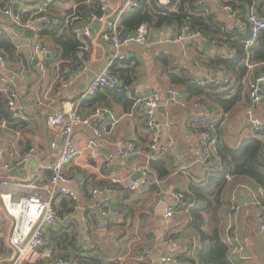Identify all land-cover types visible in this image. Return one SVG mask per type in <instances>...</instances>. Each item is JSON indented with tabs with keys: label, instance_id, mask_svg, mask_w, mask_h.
Masks as SVG:
<instances>
[{
	"label": "crops",
	"instance_id": "obj_1",
	"mask_svg": "<svg viewBox=\"0 0 264 264\" xmlns=\"http://www.w3.org/2000/svg\"><path fill=\"white\" fill-rule=\"evenodd\" d=\"M123 2L107 0L109 15H114ZM203 3L223 34H233L228 41L221 37L220 43L196 40L167 44L159 40L156 31L150 34L148 46L130 45L122 50L125 59L113 63L116 69L125 72V77L135 75L131 84L126 86L118 80L117 91H100L91 99H82L81 96L89 83L113 59L111 48L101 38L104 26L93 23L89 27V38L79 34L83 44L80 57L60 69L59 62L46 60L44 52L34 50V34L33 37L27 35L31 29L18 27L10 18L1 15V21L6 25H0V29L9 36L23 61L11 65L6 59V67L0 71L6 81L0 87L18 95V103L24 108L22 120L31 130L26 141L36 148L38 154V159L23 169L11 172L13 180L32 177L30 165L33 162L36 163L35 169L42 170L43 179H48L46 168L59 157L64 140L63 137L51 136L46 127L48 116L72 108L83 116L101 106L110 110V114L99 123L103 136L101 140L95 138L89 126H80L72 131V140L81 154L64 167V172L74 179L70 188L78 197V208L75 209L76 205L67 197L54 200L58 225L45 234V250L49 256L43 260L51 261L59 257L48 247V238L56 233L68 232L75 236L77 253L96 251L107 262L156 264L155 257L158 255H161L159 264H167L162 261L165 257L196 262L199 245L187 228V212L181 211L169 219L164 217V212L166 207L172 205L173 193L187 191L190 182H200L216 164L214 147L209 159L199 160L198 137L193 133V128L194 119L202 113L201 105L209 109L207 128L220 143L236 148L243 139L255 137L264 146V102L250 111L243 108L250 86L256 77L264 75V65L246 66L249 71L243 79V92L227 111L207 99L202 103V97L190 96L184 85L171 81L172 78H179L196 85L197 81L210 79L220 84L224 80L232 83L231 75L215 65L213 60L217 57L232 59L235 56L241 41L236 38L237 33L248 35L247 7L243 10L233 9L224 6L222 0H203ZM255 3L257 14L264 17V0H256ZM54 6L57 11H63L73 5L70 0H63ZM37 7L38 0L22 1L18 12H34ZM163 29L166 34L174 35L179 28L169 26ZM206 42L210 45L206 46ZM46 61H49L48 67H45ZM225 88L224 85L218 87L221 91L227 90L226 94L230 91L229 96H236L231 87ZM261 91H264L262 87ZM135 93L143 96L157 93L160 96L155 114V122L159 125L157 135L160 146L169 148L168 156L173 167L171 175L162 181L148 171V145L153 135L146 128L142 116L130 114ZM125 99L132 102L131 107L126 106ZM251 119H258L263 124L261 133H253L249 125ZM21 136L20 132L9 128L0 135V163L13 162L26 151L17 144ZM121 139L133 142L138 149L137 155L130 160L118 159L103 175L99 174L98 169L105 155L114 152ZM53 142L55 148L50 149ZM138 171L142 172V177L135 180L134 175ZM141 180L146 183L140 184ZM241 181L235 180L223 194L226 205L221 212L222 239L228 247L231 264H264V234L258 229L255 205L260 190ZM131 185L137 187L132 190ZM152 187L157 190L153 191ZM93 190L104 192L92 196ZM236 204L241 209L232 216L231 209ZM102 207L113 208L119 215L101 217L99 208ZM0 217L8 234L11 222L2 211ZM90 220L95 223L88 224ZM167 235L170 239H167ZM143 254L146 259L139 262ZM0 255V264H10L14 256L13 250L2 238ZM73 256L70 250L68 257Z\"/></svg>",
	"mask_w": 264,
	"mask_h": 264
},
{
	"label": "built area",
	"instance_id": "obj_2",
	"mask_svg": "<svg viewBox=\"0 0 264 264\" xmlns=\"http://www.w3.org/2000/svg\"><path fill=\"white\" fill-rule=\"evenodd\" d=\"M11 5L8 8L0 10V13L10 18L13 23L23 29H31L34 34V50L36 52H44L48 54L46 60L52 61L56 53L46 48L38 39L42 25L48 23L45 17L47 6L55 0H38L36 18L21 22L18 15L13 16L12 6L19 0H9ZM99 5V15H90L87 21L80 28L79 33L84 38L90 37L89 27L97 22L104 26L101 32L102 40L107 43L113 53V59L107 64L104 70L99 73L87 86L82 99H91L100 91H117L119 87L118 78L112 73L114 61H123L124 55L122 50L130 45H138L146 47L150 42V31L144 24L139 25L131 32H122L119 29L120 17L126 12L135 11L139 2L137 0H124L122 6L109 15L107 0H97ZM256 0L247 7L246 18L248 23V35L244 39L242 46L246 52V66L252 68L249 63V52L252 50L259 39L260 33L264 32V17L257 14ZM160 3H167L166 0H159ZM173 11H177L174 7ZM160 41L167 44H177L183 41H210L199 32H191L187 24H183L174 35L165 33L164 29L157 32ZM80 57V54H78ZM6 67V58L0 54V71ZM5 77L0 75V85L5 83ZM228 80H224L222 84L219 81L206 79L197 81L196 85L201 88L226 86ZM264 85V75L256 78L255 82L250 86L249 93L244 103V110L250 111L261 103V86ZM5 107L13 118H23L24 108L18 103V95L14 91H5ZM137 95V96H136ZM135 99L130 114H138L143 117L146 128L152 133V140L148 145V160L158 158L163 155H169L170 150L167 147H161L158 140L159 125L155 122L156 110L159 107L160 96L152 93L147 96L134 94ZM202 113L194 119L193 133L198 137V150L200 161L207 160L210 157L211 148L216 143V138L207 128V117L209 109L202 106ZM110 114V110L105 107H97L88 115H81L72 108L65 112L51 114L46 119V127L52 137H63V146L59 157L47 166L49 173L48 179H43L41 169H35L32 177L28 180H13L11 172L19 171L27 166L31 161L38 159L37 150L31 147L23 152L13 162L0 163V212L2 211L11 222V228L8 234L5 233V225L0 217V238L4 239L8 246L13 250L14 256L10 264H82L79 256L73 257H56L51 261H45L43 258L49 256L45 250V234L47 230L54 229L58 225V219L53 207L56 198L67 197L78 208V197L70 188L74 183V179L64 172V167L70 162L78 158L81 154L76 144L72 140V131L80 126L91 127L93 134L97 140L102 139V133L99 130V123ZM250 128L255 134L261 133L263 124L258 119L250 120ZM8 127L5 122L0 123V135L5 134ZM50 149L55 148V143H51ZM138 153L137 146L128 140L121 139L117 143L114 152L105 155L102 164H100L98 173L103 175L114 162L120 160L133 159ZM198 160V161H199ZM1 172L4 174L1 175ZM145 180H141L140 184H145ZM137 186L131 185L133 190ZM104 190H93L91 195L103 193ZM259 196V195H258ZM256 209L258 211L257 223L261 234H264V202L259 198L255 200ZM184 195L181 192L172 194V205L166 207L164 217L172 218L175 214L185 209ZM241 209L240 205H234L231 209V215L235 216ZM100 216L106 217L111 215L117 217L118 211L113 208H99ZM83 256V255H82ZM2 256L0 255V260ZM146 255L139 257L138 261L143 262ZM167 264H191L188 260L177 257H165L162 259Z\"/></svg>",
	"mask_w": 264,
	"mask_h": 264
},
{
	"label": "trees",
	"instance_id": "obj_3",
	"mask_svg": "<svg viewBox=\"0 0 264 264\" xmlns=\"http://www.w3.org/2000/svg\"><path fill=\"white\" fill-rule=\"evenodd\" d=\"M60 1L63 0H55L47 6L44 15L48 23L42 25L38 39L46 48L56 53L52 61L59 62L61 69L63 65L77 61L78 54L83 49V44L79 40V30L90 15H99L100 11L97 0H70L72 7L57 11L54 5ZM137 1L139 6L135 11L126 12L120 17L119 29L122 32H131L139 25L144 24L152 34L169 26L180 28L183 24H187L191 32H199L211 42L220 43L221 37L228 41L233 36V34H223L221 28L216 25L210 13L207 12L203 0H166L167 3L165 4L160 3L159 0ZM222 2L226 7L243 10L252 3V0H222ZM10 5L9 0H0V10L8 8ZM174 7L177 11H173ZM1 15L0 13V25H6L1 21ZM38 16L37 10L34 12H18V19L21 22H26ZM246 37L241 36L240 33H237L236 36L241 41ZM241 41L239 43L240 47L236 48V54L232 59L217 57L213 60L215 65L224 68L231 75L232 83L227 84L226 88L231 87V91H235L236 96H229L230 91L226 94V88V91L212 87L201 88L179 78H172L171 81L184 85L190 96L202 97V103L207 99L227 111L240 99L238 97L243 92V79L249 71L245 64L246 52ZM0 54L11 65L23 61V57L17 54L16 47L9 36L1 29ZM249 63L254 66L264 65V32L260 33L256 46L249 52ZM48 66L49 61H46L45 67ZM111 71L126 86L130 85L135 78V75L125 77V72L116 69L114 65ZM5 91L10 90L0 87V123L5 122L9 129L20 132L22 136L17 144L27 150L32 146L26 141L27 134L31 133V130L22 118H13L7 111ZM126 106L131 107L132 102L126 100ZM214 148L215 166L209 170L200 182H190L187 191L181 192L184 195L186 205L182 211L187 212L189 218L187 228L193 233L199 245L196 262L189 261L191 264H231L228 258V247L222 239L221 212L223 206L226 205L224 191L227 187H231L235 180L242 179L241 182H247L257 187L260 190L258 198L261 202H264L263 143L255 137H248L243 139L238 147L231 148L216 140ZM148 171L155 175L158 181L168 178L173 171L169 156L163 155L150 160ZM112 187L117 191L120 190L117 189V186ZM152 188L153 191L157 190L156 187ZM123 193H125V190ZM93 223L95 222L90 220L88 224ZM167 239H170V236L167 235ZM74 241L75 236L73 233L60 232L48 238V247L60 257H68V253L72 250L74 256L75 254L79 256V261L82 264H116L107 262L96 251L87 252L86 254L77 253Z\"/></svg>",
	"mask_w": 264,
	"mask_h": 264
},
{
	"label": "water",
	"instance_id": "obj_4",
	"mask_svg": "<svg viewBox=\"0 0 264 264\" xmlns=\"http://www.w3.org/2000/svg\"><path fill=\"white\" fill-rule=\"evenodd\" d=\"M22 1H27V0H19V1L15 2L13 4V6H12V8H13V10H12L13 16L16 17L18 15V9H19ZM27 35H29L30 37H33L32 31L27 32ZM205 45L209 46L210 44H209V42H206ZM47 57H48V54H46V58ZM261 87L264 89V85H262ZM260 96L262 97L261 98V102H264V91L260 92ZM248 116H249V114H248ZM249 118H250V116H249ZM30 167L32 168V171L34 172V169L36 167V163L35 162L31 163ZM139 176L142 177V172L141 171L136 172V174L134 175V177H136L135 180H138ZM98 233H100V231H98ZM155 261H156V264H159V262H161V255H158L157 257H155Z\"/></svg>",
	"mask_w": 264,
	"mask_h": 264
}]
</instances>
